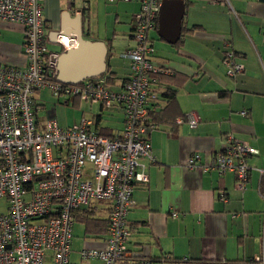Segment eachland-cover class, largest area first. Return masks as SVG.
<instances>
[{
	"label": "crops",
	"instance_id": "obj_1",
	"mask_svg": "<svg viewBox=\"0 0 264 264\" xmlns=\"http://www.w3.org/2000/svg\"><path fill=\"white\" fill-rule=\"evenodd\" d=\"M229 2L231 7L222 0H186L182 37L175 45L159 38L158 25L150 34L154 63L184 80L168 81L175 75L166 76L161 84L162 92L176 90L179 116L149 132L153 162L143 160L148 165V183L138 186L133 194L135 206L128 217L133 231L125 264H139V260H151L153 264H264V0ZM140 7L137 2L44 0L49 50L62 52L59 45L51 43L50 34L60 28L63 13L69 11L75 16L82 10L83 34L88 40L107 45L109 75L113 88L118 89L131 74V62L125 53L135 45L133 21ZM102 17L107 19L105 31L100 29ZM109 20L130 27L129 45L120 54L123 64L114 57L117 33L107 35ZM156 39L166 43L158 47L160 52ZM24 40L21 25L0 21L1 65H25ZM226 43L231 44L237 62L244 67L236 78L227 75L223 64ZM46 93L51 97L46 89L36 95L42 124L55 114L41 117L48 104ZM57 102L77 106L86 103ZM87 104L98 106L91 120L82 119L90 123V129L109 137L122 132L124 113L119 106ZM190 114L198 120L196 127L176 122ZM227 137L257 151L248 156L251 177L244 191L237 189L236 175L231 172L201 173L186 168L193 154L205 160L221 152ZM221 194L227 197V203L220 200ZM90 207L96 208L99 218L108 220L110 205L93 203ZM81 210L75 214L70 264H102L82 257L85 249L103 248L107 236L89 234L85 224L76 221ZM175 212L179 214L176 218L172 216ZM168 258L175 261L166 262ZM45 264H53L51 254Z\"/></svg>",
	"mask_w": 264,
	"mask_h": 264
},
{
	"label": "built area",
	"instance_id": "obj_2",
	"mask_svg": "<svg viewBox=\"0 0 264 264\" xmlns=\"http://www.w3.org/2000/svg\"><path fill=\"white\" fill-rule=\"evenodd\" d=\"M105 1L141 6L133 21L135 45L125 53L131 74L118 89L92 79L79 85L59 83L60 53L49 50L44 0H0V21L19 24L25 33V65L0 64V199L8 204L0 214V264H45L49 254L53 264H70L75 214L93 203L110 205L107 237L103 248L83 250V259L120 264L128 255L133 194L148 183V165L143 160L153 162L149 132L156 127L150 123V108L160 90L155 75L167 72L154 63L150 39L165 0ZM222 2L231 7L229 0ZM76 43L70 37H57L62 52ZM223 64L231 78L244 72L229 43ZM45 89L58 101L65 97L119 106L124 113L122 132L103 136L85 120L69 128H61L55 119L40 123L36 95ZM197 121L190 114L176 122L194 128ZM254 154L255 149L227 137L225 148L212 159L193 154L186 168L201 173L231 172L236 175L237 189L244 191L251 177L248 156ZM220 200L228 202L224 194ZM178 215L172 214L174 218Z\"/></svg>",
	"mask_w": 264,
	"mask_h": 264
},
{
	"label": "water",
	"instance_id": "obj_3",
	"mask_svg": "<svg viewBox=\"0 0 264 264\" xmlns=\"http://www.w3.org/2000/svg\"><path fill=\"white\" fill-rule=\"evenodd\" d=\"M186 0H165L160 9L157 35L170 45L177 44L182 37L183 21L186 15ZM69 11L62 15L58 30L50 34L51 43L57 44L58 36L77 40L76 45L61 52L57 60V81L64 85H79L86 80L104 75L109 65V50L103 41L85 38L82 30L83 12Z\"/></svg>",
	"mask_w": 264,
	"mask_h": 264
},
{
	"label": "trees",
	"instance_id": "obj_4",
	"mask_svg": "<svg viewBox=\"0 0 264 264\" xmlns=\"http://www.w3.org/2000/svg\"><path fill=\"white\" fill-rule=\"evenodd\" d=\"M235 56H236V52L234 51V49L232 48ZM237 59V56H236ZM237 61V60H236ZM109 68L107 72L97 78L92 79V81L94 82H99L102 83L106 86H109L113 89V78H112V74L109 75ZM167 72L165 73H160L158 75H155V78L157 79L159 85H160V90L158 93V99L157 101H155V103H153V105H151L150 108V123H152V125H154L156 128L162 124H170L172 123L176 117L179 116V112H178V107H177V103L175 100L176 97V90L173 89H167L165 92H162V86L161 84L166 81V79H164L166 76L170 77L175 75L173 71L166 69ZM172 79H176V81L178 83L182 82L184 80V78L182 79L180 75H175L172 78H169L168 81H171ZM100 134V133H98ZM105 136V135H104ZM109 137V136H107ZM5 200V199H4ZM6 201V200H5ZM7 202V201H6ZM96 208H87L84 210H81L79 212L78 215H76V221L78 223H83L85 224V226L87 227V231L89 234H97V235H106L107 236V227H108V220L106 218H99L97 216V212ZM131 231H133L132 227ZM127 253H128V244H127ZM128 256V255H127ZM127 256L120 262V264H125L126 258ZM170 258H168L166 260V262L169 261H175L173 258L171 260H169ZM139 264H153V261H145L143 263V261H138Z\"/></svg>",
	"mask_w": 264,
	"mask_h": 264
},
{
	"label": "rangeland",
	"instance_id": "obj_5",
	"mask_svg": "<svg viewBox=\"0 0 264 264\" xmlns=\"http://www.w3.org/2000/svg\"><path fill=\"white\" fill-rule=\"evenodd\" d=\"M107 22V19L105 17L101 18V25H100V29L104 30V25ZM110 26H109V31L106 29L107 31V35H111L116 32L117 36L115 41L113 42V46H114V57L116 59H118V61L123 64V59L120 58V54H123L127 48V46L129 45V34H130V27L129 26H124L122 24H117L115 25L112 20L110 21ZM110 33V34H108ZM104 35V34H103ZM153 37L157 38V35L153 34ZM134 41V40H133ZM156 49L157 52H160V50L158 49L159 46H161L163 43H161V41H159L158 39H156ZM135 43V42H134ZM166 44V43H164ZM168 45V44H167ZM127 64H125L124 66V70L126 69ZM48 90V89H46ZM42 92V91H41ZM40 92V93H41ZM51 93V92H50ZM51 97L49 96V93H46V98H47V107L45 109L42 110L41 112V117H45L48 116V114H52L53 112L55 113L54 116L51 115L49 117H47L45 120H51V119H57L59 121V124L61 125V128H69L75 125H78L82 119H88L91 120L90 118H92L97 110L98 106H94L93 108H91V105L87 104L90 102H86L83 103L81 102L78 106L74 105L73 103H70L68 105L65 104H59L57 102V100L52 96V94H50ZM53 98V99H52ZM66 98L62 97L61 101H65ZM56 104V105H55ZM8 208V204L4 199H0V214H3L7 211Z\"/></svg>",
	"mask_w": 264,
	"mask_h": 264
}]
</instances>
